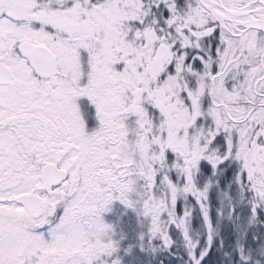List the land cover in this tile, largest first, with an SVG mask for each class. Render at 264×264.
Masks as SVG:
<instances>
[{"label": "snow or ice", "instance_id": "1", "mask_svg": "<svg viewBox=\"0 0 264 264\" xmlns=\"http://www.w3.org/2000/svg\"><path fill=\"white\" fill-rule=\"evenodd\" d=\"M0 264H264V0H0Z\"/></svg>", "mask_w": 264, "mask_h": 264}]
</instances>
